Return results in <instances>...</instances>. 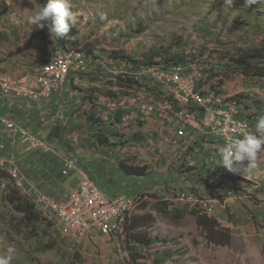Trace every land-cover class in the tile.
Wrapping results in <instances>:
<instances>
[{
    "label": "rangeland",
    "instance_id": "1",
    "mask_svg": "<svg viewBox=\"0 0 264 264\" xmlns=\"http://www.w3.org/2000/svg\"><path fill=\"white\" fill-rule=\"evenodd\" d=\"M46 2L0 0V69L6 74H35L56 50L63 48L47 27L39 29L28 21ZM71 8L77 21L70 30H75L72 46L87 56L90 71L70 75L65 94L69 96L73 92L70 102H76L77 96L87 109L82 114L74 113L70 104L66 116L54 124H49L47 119L53 114H47L44 123L48 125L44 130L49 132H46L33 127L42 129L43 124V116L37 117L34 112L41 110L36 104H31L25 112L20 109L23 101H14L13 106L7 107L3 103L11 98L0 100L3 113L26 124L51 142L56 151L48 155L29 152L22 143L13 149L12 135L0 126V142L6 143L5 157L22 165L29 177L24 178L20 187L9 164L0 168L7 175L0 179V254L14 246L12 264H160L157 259L166 251H170L169 258L162 264H264V153L258 154L256 166L247 172L221 168L224 174L255 180L259 187L247 186L237 197L238 202L232 203L228 195L226 203L217 198L213 211L200 213L194 206L201 198L214 200L205 181L207 168L203 160L215 156L219 140L209 143L208 150L202 148L198 152L194 150L198 145L176 153L173 145L164 143L163 147L170 149L164 148L165 152L158 155L148 142L159 139L143 136L146 129L143 119L126 118L123 108L130 94L141 90L147 100L163 98L165 87L146 66L136 61L151 49L164 46L187 55L184 68L197 71L201 88L221 86L241 100L248 99V108L243 105L244 115L251 120L255 132L256 118L264 114V75H246L232 59L238 58L241 51L252 53L263 43L264 2L245 7L244 0H233L231 5L224 0H71ZM75 77L86 80L88 86L79 81L76 84ZM110 93H116L117 97ZM116 110L123 113L120 123L113 116ZM91 111H95V119H101L99 122L89 121L86 115L90 113L91 119ZM154 129L151 127L148 133ZM202 138L199 142L203 144ZM121 144L125 146L121 148ZM70 153L110 192L131 189L137 195L143 194V202L135 214L151 213L155 217L152 226L141 229L158 239L149 248L139 247V253L146 258L135 261L121 236L95 233L87 239L70 238L63 235L58 221L42 218L41 226L32 228L23 214L14 209L8 197L15 188L31 201L40 189L68 194L77 181L62 177L60 168L62 159ZM121 162L145 165L148 174L137 177L136 182H127ZM206 164L211 166L209 162ZM195 169L197 180L207 186L205 190L189 180ZM180 192L190 194V202L180 208L188 212L174 215L170 211L177 208L173 206L174 199ZM161 200L168 201V211L162 209ZM217 205L223 207L216 209ZM193 210L203 217L202 224ZM208 233L224 237L226 244L211 242ZM47 243H54L53 248L40 250Z\"/></svg>",
    "mask_w": 264,
    "mask_h": 264
},
{
    "label": "built area",
    "instance_id": "2",
    "mask_svg": "<svg viewBox=\"0 0 264 264\" xmlns=\"http://www.w3.org/2000/svg\"><path fill=\"white\" fill-rule=\"evenodd\" d=\"M184 67V62L168 67L157 64L146 66L165 87L163 99L156 106L160 110L159 115L181 124L177 134L169 131L163 135L165 143H177L187 130L205 137V145L219 140V147L224 146L230 138H243L255 133L249 118L243 114V103L239 97L226 92L221 86L209 90L201 88L197 71ZM89 71L87 56L81 50L58 49L40 67L33 80L29 75L14 77L0 69V100L11 97L38 103L60 91L73 73ZM0 126L10 132L17 144L22 143L26 150L47 155L54 153V147L48 140L32 132L24 123L1 112ZM5 148V143L0 142V168L9 164L12 176L23 187L25 175L14 161L3 156ZM217 156L218 150L206 162L219 168L220 157ZM60 174L66 178L76 176L77 185L64 196L39 192L32 202L41 218L58 221L63 235L74 239H87L95 233L126 238L127 222L143 202V194L106 190L102 183L78 169V161L74 157L63 158ZM253 181V187L260 186ZM226 195L237 198L240 194L231 190L226 191ZM214 200L201 198L194 208L200 213H209L214 209ZM174 201L176 205L173 206L183 208L190 202V194L180 192ZM209 201H212V205Z\"/></svg>",
    "mask_w": 264,
    "mask_h": 264
},
{
    "label": "trees",
    "instance_id": "3",
    "mask_svg": "<svg viewBox=\"0 0 264 264\" xmlns=\"http://www.w3.org/2000/svg\"><path fill=\"white\" fill-rule=\"evenodd\" d=\"M73 31L75 30L69 32L68 35L64 38H58L59 42L63 46L62 49H67V50L75 49L72 46L74 41L71 39L72 35L75 34L73 33ZM75 50H80V49H75ZM263 57H264V41L252 53L241 51L239 53L238 58H233L232 62L235 63L236 66H240L246 75L262 76L264 75ZM121 58H128V57L121 55ZM187 58L188 57L185 54L172 52L171 49H169L168 47L162 46L160 48H153L149 52L144 53L142 59L136 62H140L141 64H143L142 66H150L153 64H158L168 67L175 65L177 63L184 62L187 60ZM257 63H262V65L256 66ZM111 84H114V81ZM120 85L124 86L122 85V83ZM212 87L214 88L215 86L213 85ZM110 94L111 96L113 95V98L117 97L116 93H110ZM238 96L244 97L243 95H238ZM243 99L244 100H241V102L243 103V105L245 104V107H247L248 105L246 101L248 99H245V97ZM88 114H89L88 116H90V113ZM95 116L96 115L92 113V117L90 120H95V123L99 122L101 119H95ZM113 116L119 123L122 122L123 113L121 110L114 111ZM103 142H107V141L103 140ZM204 166H206L207 168V175L205 181H207V185L213 192V197L218 198L222 202H224L226 199L225 197L226 195L222 192L233 190L236 191L237 194H242V192L246 190L247 186H253V181L250 179H246V177H243L241 175L224 174L223 173L224 170H222L221 168H215L212 165L207 166L204 164ZM120 167L127 176L142 177L148 174V167L145 165L141 166L134 163L127 164L125 162H121ZM5 177H7L5 171L0 169V179ZM8 198L14 209L17 212L23 214V219L25 220L27 225L31 226L32 228L41 226L43 220L40 214L36 211L35 204L28 197L22 195L19 189L16 188L12 189ZM160 205L162 209H164L165 211H168V208L170 206L168 201L165 200H161ZM170 212L175 215L179 213L185 214L188 211H185V209H180L178 207L177 208L173 207ZM192 212L195 215H197V219L200 222L199 224H202L203 217L197 214L196 210H193ZM154 222H155V217L151 213H144V214L136 213L133 215L130 221L127 222V234L125 240L129 246V249L132 251V254L134 255L135 261L139 262V260L146 258L143 254L139 253L138 251L139 247H141L142 249L149 248L158 240L157 238L150 236L149 233L141 229L142 227L152 226ZM207 237L210 239L211 242H215L217 244H226V242L223 241L224 237H217L212 233H208ZM53 246L54 243H47L46 245L42 246L40 250L42 251L48 250L53 248ZM134 249L135 252H133ZM169 253L170 251H166L164 256L163 255L159 256V258L157 259L158 262L160 264L165 262L167 258H169L168 257Z\"/></svg>",
    "mask_w": 264,
    "mask_h": 264
},
{
    "label": "crops",
    "instance_id": "4",
    "mask_svg": "<svg viewBox=\"0 0 264 264\" xmlns=\"http://www.w3.org/2000/svg\"><path fill=\"white\" fill-rule=\"evenodd\" d=\"M36 74V73H35ZM35 74H24V75H21V76H14V77H22V76H25V75H29V78L30 79H34L35 77ZM76 84H78V81L80 82L79 84L81 85H84V86H88V82L86 80H83L81 79L80 77H75L74 80H73ZM67 85L68 83L65 84V86L63 88L60 89V91L54 93L49 99H46L44 101H41V102H38V103H28L26 101H23L21 99H18V98H11V97H3L4 99H7V98H11V102H5L3 103V105L7 106V107H10V106H13V103L14 101H23V103L20 105V109L21 110H27V108H31V104H36L35 107H38L40 108L41 110L44 109L46 112L44 111H34L36 112L37 114V117H39L40 115L43 116L41 119L43 121V124L41 125V128L40 129L38 126L36 125H33V127L35 129H38V130H43V131H46V132H49V130H44V127L47 126L48 124L47 123H44V118L47 114H53L52 116H49L47 119H50L49 121V124H54V121L60 119L62 116H66V108L68 106H70L71 104V108L72 106H74V113H80L82 114L83 111H85L87 109V105L86 104H83L84 101H82L81 99H78L77 96L74 98L76 99V102H70V98L72 95H74L73 92H71L68 95L65 94V92L68 90L67 89ZM64 92V93H63ZM227 92V91H226ZM143 93V94H142ZM164 91H162V94L164 96ZM65 94V95H64ZM77 95V94H76ZM83 94H79V96H82ZM144 92L141 90L140 92H135V94L131 93L129 98H127V100H125V102L123 103L124 104V111L126 112V118L128 119H134V118H142L144 122H142L143 125L146 126V129H144L145 131H143V136L145 137H148L149 135L150 136H155L158 140V142H154V141H150L148 142L149 144H151V149L155 150L158 152V155H161L165 152V149H170V146L167 147H163L164 145V139H163V135L165 133H168L169 131H172L174 134H177V131L180 127V123L179 121H174L173 119L171 118H163L159 115V112L160 110L157 109L156 106H158V104L160 103V101L163 99H160V98H157V99H150V100H147L145 99L144 97ZM69 99V100H68ZM27 103V104H26ZM37 108V109H38ZM70 109H68V112H69ZM1 114L3 115H7V116H10L8 114H5L3 113L1 110H0ZM93 114H95V111H91ZM74 115H77V114H74ZM89 114L87 113V118H89L88 116ZM11 117V116H10ZM13 118V117H12ZM15 119V118H14ZM17 120V119H16ZM19 121V120H18ZM89 121L92 122V120H90L89 118ZM26 125V124H25ZM153 127V128H156L154 130H152L151 133H148L149 132V129ZM30 129V128H29ZM32 130V129H30ZM157 130V131H155ZM33 132V131H32ZM37 134V133H36ZM144 138V137H143ZM201 138V135L198 134L197 132L193 133V132H190L189 130H187L185 136H182L178 139H180L177 143H166L168 145H173L174 146V149L173 151H177L176 153L180 152L181 149H185V150H188L190 147L192 148L194 145H198V146H194V150L196 152H198L199 150H201L202 148L204 150H208V145H205L204 143H200L199 140ZM205 138V137H203ZM202 138V139H203ZM51 143V142H50ZM12 144L11 147L14 149V147H16L18 144L14 141V139H12ZM6 145V143H5ZM125 146L124 144H121V148ZM207 146V147H206ZM54 147V146H53ZM55 148V147H54ZM165 148V149H164ZM141 150H143V148H141ZM6 152V148L5 150L3 151V156L5 157V153ZM29 152H35V151H32V150H29ZM55 149H54V153H55ZM52 154V153H51ZM178 155V154H176ZM65 157H74L75 159H77L78 161V158L70 153L68 155H66ZM64 157V158H65ZM194 158V157H193ZM192 157H190V159H193ZM199 159H201V157H199ZM9 160V159H8ZM14 161V160H12ZM15 162V161H14ZM203 162H205V165H207L206 163V159L203 160ZM16 163V162H15ZM62 164H63V159H62ZM23 174H25V172L23 171V167L22 165H18ZM213 166V165H212ZM223 166H220L219 168H222ZM61 168H62V165H61ZM60 168V170H61ZM217 168V167H215ZM78 169L80 171H82L83 173H86L87 175H89L90 177H94L92 173H89L85 168H83V166H81L79 164V161H78ZM122 172H124L122 170ZM196 169L195 170H192L191 171V174L189 175V180L191 182H193L192 184H194V186H199L202 188V190H205L207 188V186L202 183V182H199L198 177H195V174L198 175V173H196ZM125 174V173H124ZM188 174V173H186ZM127 176V175H126ZM26 179L28 180L29 177L28 175L25 176ZM63 177V176H62ZM101 177V176H100ZM143 177V176H142ZM66 178V177H65ZM71 178V180L73 181H77L78 182V179L76 178V176L74 177H69ZM127 178L129 179L127 182H130L132 180H134L133 182H136V178L137 177H132V176H127ZM194 178V179H193ZM95 179V178H94ZM100 179V178H99ZM188 179V178H187ZM97 180V179H95ZM102 180H104L102 178ZM98 181V180H97ZM99 182V181H98ZM112 183V182H111ZM126 184V183H125ZM77 185V184H76ZM75 185V186H76ZM112 185H114V183H112ZM110 185V186H112ZM105 187L106 190L109 191V188H107L106 185H103ZM109 186V187H110ZM115 188H117V185L115 186ZM72 189V188H71ZM209 190H211L209 188ZM127 192L131 193V194H135L133 192V190H126ZM39 192H42V193H49V194H53V192L47 190V189H40ZM226 195V192H222ZM229 198V197H228ZM217 199V198H216ZM215 199V200H216ZM214 200V201H215ZM237 201V198H233L231 197V202L234 203V201ZM238 202V201H237ZM226 203V202H225ZM228 204H231L230 203V200L227 201ZM250 204V203H249ZM238 205V204H237ZM220 206L221 205H217V208L216 209H220ZM223 206H221L222 208ZM219 211H216V213H218Z\"/></svg>",
    "mask_w": 264,
    "mask_h": 264
},
{
    "label": "clouds",
    "instance_id": "5",
    "mask_svg": "<svg viewBox=\"0 0 264 264\" xmlns=\"http://www.w3.org/2000/svg\"><path fill=\"white\" fill-rule=\"evenodd\" d=\"M262 2L264 0H244V6L251 7ZM224 3L231 5L233 0H224ZM28 21L39 29L47 27L50 35L57 38L66 37L77 23L71 0H47L38 12L28 17ZM261 153H264V114L256 118L255 133H249L243 138H230L224 146L218 148V163L230 172H247L256 166L258 154ZM14 253V246H9L4 254H0V264H12Z\"/></svg>",
    "mask_w": 264,
    "mask_h": 264
}]
</instances>
